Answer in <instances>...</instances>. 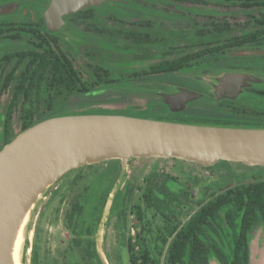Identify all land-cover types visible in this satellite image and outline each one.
Segmentation results:
<instances>
[{
	"label": "flooded vegetation",
	"instance_id": "af4514ba",
	"mask_svg": "<svg viewBox=\"0 0 264 264\" xmlns=\"http://www.w3.org/2000/svg\"><path fill=\"white\" fill-rule=\"evenodd\" d=\"M167 2H172V9L166 8ZM48 3L49 0H0V46L21 44L16 50L0 52L1 86L7 87L13 76L11 72L3 73L4 67L6 69L15 60L24 64L16 78L4 116L0 119V149L21 131L24 121L33 122L59 112L60 102L73 96H87L101 90L99 72L107 75V70L99 66L91 67L87 58L101 61L104 58L97 56L96 52H89L94 49L93 44H82L83 49L80 51L61 35L71 18L80 15L90 17L92 11L101 8L110 12L117 9L115 16L119 25L121 29H126L120 32L125 31L130 39L129 42L124 41L126 44L120 45L135 47L134 57L137 60L160 59L157 63L148 64L146 68L135 70L132 73L134 77L149 78L157 74L197 68L196 73L188 74H193L192 79L186 80L191 81V86H187L188 83L170 86L167 92L177 93L186 89L198 96L187 102L184 109L179 111H172L170 106L163 102L170 113H184V116L208 123L264 126V49L251 47L264 44H234L235 38L264 28V12L260 13L258 26L254 30L241 36L221 35L220 39L215 29L218 21L216 9L206 11L180 3V0L108 2L110 4L106 6L87 8L64 16V23L57 30H49L43 19V12ZM253 6L257 4L246 8ZM123 8L132 10L133 20L129 24L124 23ZM182 22L185 24L181 25ZM207 25L211 26V31H202ZM156 33L162 35H157L156 38ZM167 34H173V37L166 38ZM187 37H190L189 40ZM200 37H203L204 41L198 42ZM259 40H264V36L257 41ZM46 52L52 55V61L42 67L39 55ZM250 55L263 58L261 67H255V74L248 72V66L240 61ZM57 61L70 66V76L72 79L77 77L79 90H69L64 84L54 82L52 66ZM165 62H178L182 67L163 72L153 70L154 66ZM235 73H247L258 80L249 81L237 91L233 88L228 91L223 79ZM198 100L206 101L204 109H186L188 103ZM26 112L31 114L28 119H25ZM144 161L146 164L142 172L146 176H137L133 167L140 166ZM152 161L154 158L130 160L123 172L124 182L117 188L115 187L119 181L118 177L111 184H105L94 170H89L86 176H83L86 183L77 188L69 203L67 216L65 215L66 227L75 230L76 236L72 240L80 248L78 252H70L66 263H120H115L112 254L107 250H103V253L98 250L94 232L92 233L89 224H83L84 221L91 223L93 216L102 214L110 200L109 214L116 213L121 220L118 226L123 237L127 264H135L133 258L143 251L147 254L148 264H170L169 254L173 241L183 236L182 231L191 223L194 228L190 238L196 236L198 240L194 246L195 257L192 258L190 253V244H186L184 254L177 260V264H248L250 232L255 227H264V222L256 219L252 227L248 228L243 219V211L234 203V195L244 190L250 182L264 177L235 174L230 165H227L232 162L228 160H223L225 167L218 169L182 160L183 166L195 165L197 168L194 171L171 167L155 169ZM118 162L122 172L121 161ZM81 172V167L72 169L60 180L67 176L68 182L74 187L82 176ZM55 189H58V186ZM56 192L51 191L48 198ZM124 202L132 203L129 209L132 218L131 229L123 217ZM126 228L130 229L128 234L125 232ZM79 229H83L84 233L79 232ZM137 240H141L142 244L136 248L133 244ZM36 241L35 237L32 251L36 247ZM70 246L73 248L72 244ZM122 253L116 252V260H120Z\"/></svg>",
	"mask_w": 264,
	"mask_h": 264
},
{
	"label": "water",
	"instance_id": "95a60500",
	"mask_svg": "<svg viewBox=\"0 0 264 264\" xmlns=\"http://www.w3.org/2000/svg\"><path fill=\"white\" fill-rule=\"evenodd\" d=\"M117 1L49 0L43 19L49 30H57L66 15ZM252 80L258 79L235 73L223 82L228 91H237ZM197 96L181 89L162 93L161 100L179 111ZM138 158H177L205 167L221 160L264 166V126L140 117L120 110L59 113L35 122L0 149V264H15L14 248L30 211L65 173L112 159L121 161L123 173ZM248 264H264L263 225L250 232Z\"/></svg>",
	"mask_w": 264,
	"mask_h": 264
},
{
	"label": "rangeland",
	"instance_id": "374dc122",
	"mask_svg": "<svg viewBox=\"0 0 264 264\" xmlns=\"http://www.w3.org/2000/svg\"><path fill=\"white\" fill-rule=\"evenodd\" d=\"M176 1L177 0H174V2ZM170 3L172 2H167V9H172ZM180 3L191 5L194 8H202V10L206 11L216 9L218 14L216 20L218 21L215 29H217L220 39L223 36H241L254 30V28L258 26L257 20L260 13L264 12V6L245 8L241 6L238 0H180ZM107 4L110 3L106 2L100 6H106ZM179 8L180 7H177V9ZM115 10L117 9H112L110 12L101 8L92 11L90 17L87 15L75 16L70 19L68 27L61 32L63 38L71 42V44H74L75 47H78L80 51L83 49L82 44H93L94 49L89 52L92 54L96 52L97 56L104 58V60L101 61L90 57L87 59L91 63V67L99 66L106 69L107 75L102 71L99 72L101 74V90L87 96L76 95L64 102H60L58 108L59 112L54 114L120 110L130 115L140 117L196 120L184 116V113H170L161 100V94L168 93V87L170 86H178L183 83H188L189 85L187 86H191V81L189 82L188 80L187 82L186 80L192 79L193 74H191L192 76L188 74L196 73L197 68L193 67L176 73L157 74L149 78L141 76L134 77L132 73L135 70L146 68L148 64H152L153 62L157 63L160 59H155V61H139L134 57L136 51L135 47H131V45H120L126 44L124 41L129 42L130 39H128L129 36L124 33L125 31L122 32L125 37L122 36L120 31L126 29H121L119 21L115 16L117 14ZM123 10L124 23L129 24V22L133 20V16L131 15L132 10H130V8H123ZM166 14L167 13H164V15ZM183 24H185V22L181 23V25ZM204 30L210 32L211 26L207 25L202 31ZM157 35L162 34L156 33V38L158 37ZM169 36L172 38L173 34L165 35L166 38ZM189 38L190 37H187L186 39L189 40ZM202 39L204 38L200 37L197 41H204ZM248 44H264V40ZM20 47L21 44H4L0 46V52H10ZM251 47L264 49V45H252ZM240 61L248 66V72L255 74L257 73L256 68L258 66L261 67L263 58L250 55L241 58ZM23 67L24 64L16 60L6 69L4 67L3 73L11 72L13 76L7 87H2L0 82V119L4 116L5 109L16 83V78ZM91 67H89L90 70ZM251 67H253V69ZM193 89H195V87ZM205 104V100L193 101L187 104L186 109L194 110L195 107L204 109ZM17 131L18 129L15 130V132ZM1 133L2 129L0 128V135ZM145 164L146 162L144 161L140 166L133 167L137 176H146L142 172L145 168ZM224 164L223 160H221L219 163L211 166V168H223L225 167ZM183 165V161L177 158H154V161H152V166L155 169L171 167L178 170L183 168L194 171L197 168L193 164ZM227 165H230V169L235 174L258 178L264 177V166L246 165L237 161H232ZM81 168L82 172L80 174L82 176H80L78 183L74 187L68 182L67 176L63 180L59 178L47 188L30 211L22 228L23 236L20 245L21 264H67L66 262L70 252H73V250L74 252H78L80 246L72 240V238L76 236L75 230L73 231V229L66 227L65 215L77 188L86 183L83 176H86L89 170L96 171V175L101 176L105 184H111L116 177H118L119 181L115 188L124 182L125 179V175L120 170L118 159L93 163L89 166H81ZM63 176H65V174ZM56 186H58V189H55ZM54 190L57 192L55 194L53 193L54 195L48 198L49 193L51 191L54 192ZM109 198H111V196ZM109 204L110 200L104 207L102 214L99 213L100 215L97 214L93 216V213L91 223H86V221H84L83 224H89L91 227L92 233L94 232L97 248L100 252L103 253V250H107L112 254L115 263H119L118 261H120L119 264H127L123 237L120 235L121 229L118 226L121 220L116 213L109 214ZM131 204L132 203L129 204L128 202H124L123 206L125 211L123 217L127 220L128 228L130 229L132 226L131 212L129 211ZM130 229H125L126 234L130 232ZM79 232L84 233L83 229H79ZM35 237L37 240V244L35 245L36 249L34 248L32 251V243L35 244ZM71 244L73 248H71ZM137 245L140 244L137 243L135 245L136 248ZM116 252H123L120 260H116Z\"/></svg>",
	"mask_w": 264,
	"mask_h": 264
},
{
	"label": "trees",
	"instance_id": "16d2710c",
	"mask_svg": "<svg viewBox=\"0 0 264 264\" xmlns=\"http://www.w3.org/2000/svg\"><path fill=\"white\" fill-rule=\"evenodd\" d=\"M241 3L242 7H249L252 5L259 6L261 4H264V0H238ZM93 7H90L88 9H91ZM264 36V28L257 30L255 32L248 33L242 37L235 38L234 44H243V43H250L257 41L260 39V37ZM41 58V66L45 67L52 61L50 58L52 55L48 52L39 55ZM54 69V82L62 85L64 84L67 86L69 90L78 89L77 86V77L72 79L71 78V71H69L68 67L70 66L64 64L62 61L54 62L53 64ZM182 67L181 63L178 62H165L160 65L154 66L153 70L155 72H163V71H172L176 70ZM79 90V89H78ZM30 112L25 113V119H28L30 117ZM54 114L46 115L36 121H24L22 124L21 131L25 128L29 127L30 125L34 124L35 122L42 120L48 116H51ZM200 121V120H197ZM204 122V121H201ZM196 164V163H194ZM198 165V164H196ZM200 166V165H199ZM234 203L236 206L239 207L243 211V219L245 224L248 228L252 227V224L254 223V220L258 219L264 222V179L254 180L250 182L247 187H245L244 190L240 191L239 193H235L234 195ZM194 228V224L191 223V225L182 231L184 234L183 236H179L177 239H175L171 245V252L169 254V262L170 264H177V260H180L182 255L184 254V247L186 244H190V250L192 258L195 257L194 254V246L198 243L197 237L190 238V233L192 232ZM133 247L138 244H142L141 240H137L134 242ZM35 262V261H34ZM133 262L135 264H148V258L145 251H143L141 254L135 256L133 258ZM139 262V263H138Z\"/></svg>",
	"mask_w": 264,
	"mask_h": 264
},
{
	"label": "bare ground",
	"instance_id": "6f19581e",
	"mask_svg": "<svg viewBox=\"0 0 264 264\" xmlns=\"http://www.w3.org/2000/svg\"><path fill=\"white\" fill-rule=\"evenodd\" d=\"M22 236H23L22 233H20V235L17 239L16 245H15V248H14L13 257H14L15 264H21V261H20V245H21V241H22Z\"/></svg>",
	"mask_w": 264,
	"mask_h": 264
}]
</instances>
